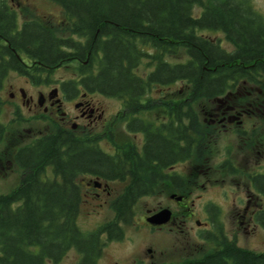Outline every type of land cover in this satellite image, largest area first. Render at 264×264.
I'll list each match as a JSON object with an SVG mask.
<instances>
[{
  "label": "trees",
  "instance_id": "16d2710c",
  "mask_svg": "<svg viewBox=\"0 0 264 264\" xmlns=\"http://www.w3.org/2000/svg\"><path fill=\"white\" fill-rule=\"evenodd\" d=\"M49 1L70 21L69 36H59L36 22L25 23L16 31L14 12L0 7V76L10 70L24 73L10 46L16 53L55 68L74 58L86 60L77 73L88 76L86 88L119 96L130 109L139 106L155 86L182 83V100L170 98L166 104L167 109L180 108L176 112L182 124V160L188 155L202 158L208 145L206 127L195 109L200 102H225L227 97L231 100L238 86L264 87V18L238 0L207 4L198 15L194 11L201 7L202 0ZM206 31L221 32L232 49L226 50L218 41L202 36L201 32ZM180 50L187 56L183 62L166 59ZM142 64H146L144 75L137 72ZM228 103L233 105L234 101ZM190 130L195 135L188 136ZM3 133L0 126V137ZM150 139L146 152L149 162L161 164L165 160L158 157L164 149L167 154L171 152L174 145ZM14 161L23 175L19 188L0 195V264H44L63 243L78 245L80 241L72 226L77 192L71 184L57 186L43 181L47 166L52 165L64 180L71 181L80 171H110L112 161L89 140L56 129L19 149ZM222 168L229 175L238 174L228 161ZM247 177L264 200V169ZM15 203H22V208L15 209ZM259 216L264 227V209ZM49 226H54L52 239L48 238ZM27 246H39V253L32 254L25 249ZM227 251L235 264H264V255L233 247ZM218 257L221 255H215V259Z\"/></svg>",
  "mask_w": 264,
  "mask_h": 264
},
{
  "label": "flooded vegetation",
  "instance_id": "af4514ba",
  "mask_svg": "<svg viewBox=\"0 0 264 264\" xmlns=\"http://www.w3.org/2000/svg\"><path fill=\"white\" fill-rule=\"evenodd\" d=\"M14 1L0 0V7H8L14 12L16 31H20L25 23L39 24L35 20L19 21L16 10L11 6L18 4V1L15 3ZM238 1L250 7L258 16L264 17L262 15L264 0H253L259 4L257 7L252 5L251 0ZM201 4V7L195 8L198 14L206 6L203 0ZM3 43L4 46L7 45L5 39ZM8 48L13 52L19 65L24 67V73L10 70L0 76V116L5 105H12L14 109L10 114L14 118L20 116L24 123L40 124L47 131L62 130L66 134L77 136L82 141L89 140L98 147L103 156L112 161L110 171H80L71 177V181L64 180L61 174L54 171L52 165L47 166L41 176L43 181L57 186L71 184L77 192L78 202L76 212L72 215V226L79 235L76 240L80 241L78 245L71 244L70 241L68 244L63 243L55 253H51V257L45 259L44 264H67L68 259H70L68 264H235V259L227 251V248L231 247L244 253L264 255L245 249L239 244L240 226L246 234L249 230L251 234L264 232L259 216L260 211L264 209V200L250 184L249 188L244 189L246 202L233 204L238 209L244 205L242 214L236 215V222L239 223L237 227H231L227 231L225 224L222 225L219 218L221 211L211 202L201 208L203 219L196 218L192 208L194 203L190 199L194 187H188L182 168L201 158L188 155L182 160L179 154L183 146L182 124L176 111L180 108L167 109L168 101H165L161 95L152 103L151 98L148 100L151 92L143 98L139 106L126 108L124 106L126 100L119 96L89 91L86 88L88 76L77 74L75 78L67 80L51 79V73L62 66V63L56 68L50 67L24 54L16 53L10 46ZM2 58L7 61L6 57ZM69 63L80 66L85 65L87 61L82 62L74 58ZM11 75L22 80L23 87L12 88L9 83V91L6 92L5 81ZM26 87L35 90L27 91ZM38 88L40 90H37ZM102 97L116 105L112 112H106L101 101ZM226 99L225 102L218 101L220 105L209 115V119L206 118L207 126L211 125L216 129L225 128L224 130L227 127L234 128L235 136L247 140V143L252 141L251 146H257V141L258 146H261L260 124L243 118L244 114L249 115L246 111L249 109L241 107L239 111L237 107L228 103L231 101L228 97ZM155 103L161 105V109L158 113L151 114L150 110L154 107L152 104ZM121 124L126 136L131 137L128 142H118L115 139V127ZM0 126L4 130L0 137L1 144L5 135V126L1 121ZM41 134L39 133L35 138ZM186 134L191 136L195 135V132L190 130V133L188 131ZM214 136L213 133L207 134L208 139L211 140ZM33 139L27 144L16 147L14 154L29 145ZM148 139L151 141L162 139L174 145L171 152L168 151L167 154V149H164L163 155L158 157L160 160H165L163 163L149 162L150 158L146 153L150 148ZM190 147L193 149V145ZM207 150L209 152L208 145L203 149V156L206 155ZM14 154L11 163L16 167V172L19 170V179H16L17 182L11 190L0 195H6L20 187L23 172L16 165ZM136 160H143L145 163L138 165ZM9 166L10 163L5 167L0 166L1 179L9 178L7 173ZM263 169L264 167L261 171ZM258 172L260 171H253L248 175ZM132 193L137 194L133 196ZM129 194L131 196H128ZM251 194L253 198L250 197ZM142 201L147 204H142ZM13 207L21 209L22 203H15ZM163 210L169 213L168 221L154 224L151 220ZM68 220L69 228L70 218ZM53 228L54 226H49V239L55 237L52 236ZM192 230L195 232V243L203 242L205 244L203 247L206 248L197 250V245H194L195 251L191 255L182 254L180 250L183 239H178L174 245L165 248L172 250L167 254L177 251L180 257L165 259V250L160 247L157 239L166 234L178 233L188 239L192 245L190 240ZM25 249L34 255L40 250L39 246H27ZM217 254L221 255L218 260L215 259Z\"/></svg>",
  "mask_w": 264,
  "mask_h": 264
},
{
  "label": "rangeland",
  "instance_id": "374dc122",
  "mask_svg": "<svg viewBox=\"0 0 264 264\" xmlns=\"http://www.w3.org/2000/svg\"><path fill=\"white\" fill-rule=\"evenodd\" d=\"M17 1V5L12 4L11 6L16 10L19 21L35 20L45 28L53 30L59 36L67 37L70 35L68 32L70 21L67 20L62 10L51 1L15 0L14 3ZM203 1L206 5H209L219 0ZM251 2L253 6L257 7L259 5L256 1L251 0ZM194 13L198 15V10L195 9ZM262 15L264 16V12ZM201 35L212 39L213 41H218L226 50L230 51L232 49V46L224 39L223 34L219 31L201 32ZM185 58H187V56L182 50H180L178 54L167 57L168 61L175 63L183 62ZM77 65L78 64L76 63L69 62L62 63V66L56 68L54 72L51 73V79L67 80L75 78L79 69V66ZM139 67L140 68L137 72L144 75L146 64H142ZM9 83L12 88L19 86L23 87L22 80H19L17 76L11 75L5 81L6 92L9 91ZM184 88L185 86L182 83H175L167 87L155 86V88L151 89L148 100L152 99L153 103L157 101V97L161 95L164 97L165 101H168L170 98L171 100L180 101L184 96L182 95ZM26 90L33 91L35 89L26 87ZM37 90H40V88ZM236 91L238 92L235 94L236 97L231 99L234 101L232 106L237 107V110L239 111H241V107L249 109L246 110L249 115L244 114L243 118L249 119L252 123L260 124L261 132L259 133L262 143L261 146H258V141L257 146H251L250 143L252 141L247 143V140H241L233 133L234 128L230 129L227 127V129L224 130L225 128L216 129L215 127L212 128L211 125L207 126L209 115H211L220 104L216 100L203 101L195 108L198 112V118L204 124V127H206V133H213L215 136L213 140H211V138L208 139L209 152L207 150L205 156L198 159V161L188 163L186 167L182 168V171L186 175L188 187H194V192L190 195V199H192L194 203L192 208L196 214V218L203 219L201 208H203L204 204L211 202L221 211L219 218L222 225L225 224L227 231H229L231 227L234 228L239 225V223L236 222V215L237 213L242 214L244 205L240 206V209H238V207L233 204L246 202V193L244 189L249 188L250 186L247 177L248 174L253 171H261L264 167V87L246 86L242 88L241 86H238ZM101 101L104 103V109L106 112H112V109L116 108V105L108 99L102 97ZM152 105L154 107L150 110L151 114H153V112H155V114L158 113V110L161 109V105L158 103ZM13 109L14 106L5 105L2 108L0 116V121L2 125L5 126V135L0 144V163L2 164H0V166L5 167L8 163L11 164L7 172L9 178H5L4 180L0 177V194L11 190L17 182L16 179H19V170L16 172V167L11 163L15 148L29 143L30 140L35 138L39 133L44 134L48 132L44 129V126L40 124L31 125L24 123L23 118L20 116L14 118V116L10 114ZM122 127V124L115 127V139L118 140V142H128L131 140V137L126 136ZM257 139L258 138H256V140ZM106 144L107 143L105 142V147ZM226 161L230 162L231 165L238 170V174L229 175L227 171L222 168L223 163ZM250 197L253 198L252 194ZM251 202L253 203L254 200L252 199ZM141 203L147 204L145 201H142ZM239 229V244L241 246L248 250L264 253V232L258 231L257 233L251 234L249 233L251 232L249 230L246 234V231H243L241 226ZM194 233L193 230L190 231L192 245L188 239L183 238L182 235L178 233L166 234L157 239L160 243V247L165 250L164 258L170 260L171 257H180V254L177 251L172 254H167V252L172 250L166 249L167 247L174 245L178 239H183V245L180 250L182 254L191 255V253L195 251L194 245H197V250H201L202 248L205 249L206 247H203L205 245L203 242L195 243ZM69 262L70 259L67 260V264Z\"/></svg>",
  "mask_w": 264,
  "mask_h": 264
},
{
  "label": "water",
  "instance_id": "95a60500",
  "mask_svg": "<svg viewBox=\"0 0 264 264\" xmlns=\"http://www.w3.org/2000/svg\"><path fill=\"white\" fill-rule=\"evenodd\" d=\"M169 213L166 210L159 212L156 216L151 220L154 224H163L168 221Z\"/></svg>",
  "mask_w": 264,
  "mask_h": 264
}]
</instances>
